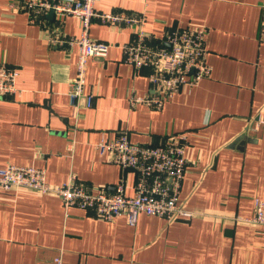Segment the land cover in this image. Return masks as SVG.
<instances>
[{"label": "crops", "instance_id": "crops-1", "mask_svg": "<svg viewBox=\"0 0 264 264\" xmlns=\"http://www.w3.org/2000/svg\"><path fill=\"white\" fill-rule=\"evenodd\" d=\"M21 1L0 0V62L18 70L17 93L0 99V169H43L51 188L74 177L112 191L125 179L132 195L133 172L95 145L118 131L139 145L184 134L188 165L178 199L194 216L167 222L140 214L131 227L123 217L102 221L92 210L64 207L52 192L1 191L0 264H264V229L233 221L251 217L255 199L264 202V0L95 2L98 12L144 15L151 43L175 28L205 29L210 75L160 110L130 108L131 92L152 93L151 70L124 62L130 29L97 19L87 35L108 45L106 57L87 61L84 94L71 104L77 48L49 45L44 27L54 15L31 22ZM62 24L67 36H80L76 17Z\"/></svg>", "mask_w": 264, "mask_h": 264}, {"label": "built area", "instance_id": "built-area-1", "mask_svg": "<svg viewBox=\"0 0 264 264\" xmlns=\"http://www.w3.org/2000/svg\"><path fill=\"white\" fill-rule=\"evenodd\" d=\"M97 0H24L19 9L30 16L31 22L44 21L49 11L54 22L44 27L45 40L49 45L69 49L77 48L75 73L68 83V99L71 104L84 94L87 61L91 58H105L108 45L89 39L87 30L92 19L113 27L131 30L133 39L123 45V60L135 72L142 68L151 70L148 75L152 93L138 97L128 95L131 107L142 104L160 110L183 87L193 88L210 75L211 67L205 60V29L191 27L175 28L162 39L151 43V37L144 30L145 17L139 13H102L94 8ZM65 16L76 17L81 24L79 37L67 36L63 31ZM18 70L0 62V99H7L17 93ZM92 96H86L90 107ZM186 136L168 135L156 145H139L129 141L126 131H118L112 139H103L95 145L99 155L107 154L108 161L135 175L133 194L126 195L125 179H120L112 191L93 190L89 185L78 183L74 177L59 187L51 188L45 181V171L32 166L9 165L0 169V192L26 190L33 193H54L64 207H78L92 210L94 216L111 222L123 217L134 227L140 214L161 217L167 222L180 218H191L194 212L186 209L178 199V193L188 162L184 156ZM233 221L264 229V202L254 200L253 215L249 218H233ZM56 264L59 258L54 259Z\"/></svg>", "mask_w": 264, "mask_h": 264}, {"label": "water", "instance_id": "water-1", "mask_svg": "<svg viewBox=\"0 0 264 264\" xmlns=\"http://www.w3.org/2000/svg\"><path fill=\"white\" fill-rule=\"evenodd\" d=\"M53 17V12L52 11H49L48 14H47V19H52ZM240 141V138H237L234 143L236 142H239Z\"/></svg>", "mask_w": 264, "mask_h": 264}]
</instances>
